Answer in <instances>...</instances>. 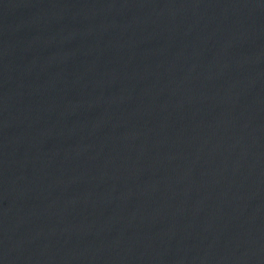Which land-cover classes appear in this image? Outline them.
Returning a JSON list of instances; mask_svg holds the SVG:
<instances>
[{
    "label": "water",
    "instance_id": "water-1",
    "mask_svg": "<svg viewBox=\"0 0 264 264\" xmlns=\"http://www.w3.org/2000/svg\"><path fill=\"white\" fill-rule=\"evenodd\" d=\"M0 264H264V0H0Z\"/></svg>",
    "mask_w": 264,
    "mask_h": 264
}]
</instances>
